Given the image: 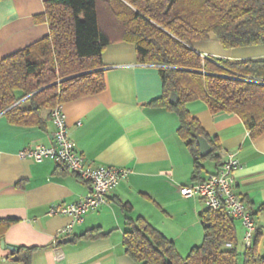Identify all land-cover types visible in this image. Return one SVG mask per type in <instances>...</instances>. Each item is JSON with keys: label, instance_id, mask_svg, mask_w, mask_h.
Returning <instances> with one entry per match:
<instances>
[{"label": "crops", "instance_id": "1", "mask_svg": "<svg viewBox=\"0 0 264 264\" xmlns=\"http://www.w3.org/2000/svg\"><path fill=\"white\" fill-rule=\"evenodd\" d=\"M42 12L43 0H0V57L49 34L48 23L33 19ZM193 48L230 62L264 59V44L225 48L214 33L206 41H195ZM102 60L106 88L62 104L67 130L90 165L131 172L111 191L107 204L90 211L71 233L62 234L72 218L50 214L51 206L80 201L91 185L53 159L20 157L23 148L54 145L56 128L49 111L43 112L45 128L14 125L0 114V219H17L0 238V264H139L124 246L125 233L139 217L173 241L181 257L203 243L200 213L205 204L199 197L181 195L180 187L207 178L220 165L206 158L197 174L194 157L179 134L178 114L147 106L162 95V80L157 65L138 60L135 44L112 42ZM187 107L207 134L220 141L221 163L229 153L239 159L235 192L254 214L259 252L264 255V132L253 138L238 114H214L201 100ZM125 204L131 208L124 209ZM234 224L243 252L244 227L239 220ZM97 227L108 234L95 240L79 237ZM71 236L74 239L65 242ZM11 246L19 249L18 260ZM20 247H34L29 263L22 260Z\"/></svg>", "mask_w": 264, "mask_h": 264}, {"label": "trees", "instance_id": "2", "mask_svg": "<svg viewBox=\"0 0 264 264\" xmlns=\"http://www.w3.org/2000/svg\"><path fill=\"white\" fill-rule=\"evenodd\" d=\"M35 23H48L49 34L13 54L0 57V114L14 125L45 128L44 111L94 95L106 88L102 54L112 42L135 44L138 60L159 67L163 93L147 106L165 107L180 118L179 134L194 157L195 172L211 158L221 166V143L209 136L187 104L201 100L212 113L238 114L251 136L264 132V59L230 62L203 59L195 41L214 33L225 48L264 44V0H43ZM176 92L179 99L172 103ZM212 150L201 155L196 136ZM130 209L129 205H123ZM200 217L205 237L186 257L145 219L125 233L126 253L139 264H264L260 233L239 250L234 219L224 209L205 208ZM17 219H0V238ZM93 228L79 237L106 236ZM227 243L232 246L228 247ZM31 261L32 248L20 247Z\"/></svg>", "mask_w": 264, "mask_h": 264}, {"label": "built area", "instance_id": "3", "mask_svg": "<svg viewBox=\"0 0 264 264\" xmlns=\"http://www.w3.org/2000/svg\"><path fill=\"white\" fill-rule=\"evenodd\" d=\"M202 58L211 57L203 54ZM249 80L264 85L263 78H251ZM50 116L56 128L54 145L40 144L34 147H26L19 152V155L36 162L48 158L53 159L91 185V191L80 201L54 204L50 208L52 215H65L72 218V222L61 230L62 234H69L75 224L84 222L90 211L99 209L108 203L111 191L121 181L128 178L131 170L106 165H90L68 133L63 106L58 105L52 109ZM240 167L239 159L234 153H229L215 173L203 180L182 185L180 193L184 197H199L203 200L206 208L224 209L232 219L239 220L244 227V245L250 247L258 228L252 210L235 192L236 171ZM227 246L231 247L232 244L227 243Z\"/></svg>", "mask_w": 264, "mask_h": 264}, {"label": "water", "instance_id": "4", "mask_svg": "<svg viewBox=\"0 0 264 264\" xmlns=\"http://www.w3.org/2000/svg\"><path fill=\"white\" fill-rule=\"evenodd\" d=\"M178 99H179V97H178L177 93L176 92H172V94L170 96V102L174 103V102L178 101ZM196 138H197V141H198L199 146H200V153H201V155L208 154L212 150V146L210 145V143L208 142V140L204 136H201V135H197ZM73 239H74V237L71 236L69 238H66L65 239V242L71 241ZM10 249L13 252H16L17 253L16 255H14L13 258L15 260H18V258H19L18 257L19 249L16 248V247H14V246H11Z\"/></svg>", "mask_w": 264, "mask_h": 264}]
</instances>
